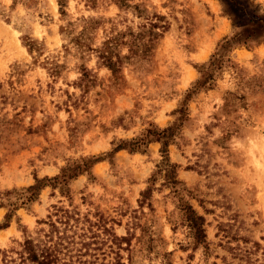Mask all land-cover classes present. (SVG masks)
<instances>
[{"label": "rangeland", "instance_id": "rangeland-1", "mask_svg": "<svg viewBox=\"0 0 264 264\" xmlns=\"http://www.w3.org/2000/svg\"><path fill=\"white\" fill-rule=\"evenodd\" d=\"M248 1V11L264 18V0ZM95 2L92 8L88 0H66L62 16L57 0L26 7L0 0V204L8 202L6 191L27 188L35 177L53 178L81 157L104 156L149 123L171 125L173 111L199 77L194 66L207 63L217 44L242 28L233 27L239 18L223 0H132L150 17H163L167 28L151 66L141 71L125 65V83L114 89L111 73L97 66L92 52L81 59L71 36L89 18L104 20L89 42L95 48L108 21L134 31L146 21L109 0ZM231 56L234 67L188 103L182 140L168 148L178 179L193 194L189 203L205 219L208 250L192 249L162 177L151 205L140 206V193L161 160L158 143L145 154L122 150L97 163L93 179L81 175L70 183L69 197L44 187L0 230V250L48 232L57 207L76 211L81 222L101 216L118 238L129 240L115 245L98 230V249L86 257L90 264H264V44ZM83 66L94 78L85 92L78 87ZM6 213L0 208V224Z\"/></svg>", "mask_w": 264, "mask_h": 264}, {"label": "trees", "instance_id": "trees-1", "mask_svg": "<svg viewBox=\"0 0 264 264\" xmlns=\"http://www.w3.org/2000/svg\"><path fill=\"white\" fill-rule=\"evenodd\" d=\"M95 1L88 0L92 8H95ZM131 1L109 0L119 10H132L138 18L146 21L145 24L138 26L135 31L131 28L118 30L115 23L108 21L111 26L108 30H104V40L100 46L91 48L89 42L104 20L89 18L84 21L82 30L77 35L71 36L70 39L81 59L84 58L86 53L92 52L95 54L97 66L106 68L111 73V87L114 89L120 88L125 83L123 77L125 65L134 66L141 71L147 70V67L151 66L155 46L167 28L166 23L161 24L164 22L163 17L156 14L150 17L146 9H140L138 5H131ZM223 1L227 3V6L230 5L231 14L239 18L238 20L235 18L236 21L233 22V27L242 26V28L238 31L235 30L231 36L223 38L217 44L215 53L207 63L194 66L199 77L191 88L187 89L179 101L177 109L173 111L174 122L163 129L149 123L148 127L138 136L114 143L112 151L104 156L81 157L77 161L68 163L60 170L59 175L53 178L38 179L35 177V183L27 188L6 191L4 196L7 197L8 202L7 204H0V208H7V213L4 217L5 222L0 224V230L9 227L16 210L34 203L44 187L50 186L53 189H58L61 195L69 197L70 183L81 175H87L89 179H93L92 168L97 163L111 158L122 150L127 151L129 154H145L151 143H158L160 145L161 160L156 165V171L148 180L149 186L140 193V206L147 202L148 206L151 205L154 183L158 176L162 177L161 188L170 190L180 215V222L187 229L192 249L197 250L202 247L208 250L205 219L189 203L193 194L178 179L179 166L171 162L168 148L171 145H178L179 141L182 140V128L186 122L190 121L188 103L200 92L213 89L216 80L221 77L222 73L227 68L234 67L232 52L242 47L251 50L264 44V18L248 11V8H250L249 1L245 0L243 4L237 0ZM18 3L26 7L35 4L36 0H12V6ZM57 3L60 14L64 16L66 0H57ZM25 47H27L29 53H32L35 49L29 38H26ZM123 49L127 50L126 54H122ZM58 68L59 66L55 65L56 71L53 70L55 71L53 74H58ZM90 74L86 67L81 68L80 84L79 86L76 85L78 87L83 86V92L94 82V78ZM228 105L229 101L225 98L224 107L226 108ZM54 210L53 216L56 217V221L50 222V230L48 232L40 231L35 238L25 237L24 241L16 248L0 250V264H90L86 257L92 256L91 252L98 249L100 243L98 230H102L104 235L111 238L112 244L119 245L123 242H129L126 238H118L113 229L107 227V222L101 216L96 222H92L86 217L81 222L80 215L76 211L57 207H54ZM254 245L259 247L257 243ZM118 248L121 249L119 246ZM167 255L169 253L165 256ZM118 258L121 259L119 256ZM164 264L172 263L165 261Z\"/></svg>", "mask_w": 264, "mask_h": 264}]
</instances>
